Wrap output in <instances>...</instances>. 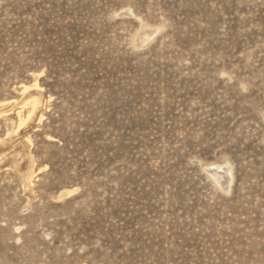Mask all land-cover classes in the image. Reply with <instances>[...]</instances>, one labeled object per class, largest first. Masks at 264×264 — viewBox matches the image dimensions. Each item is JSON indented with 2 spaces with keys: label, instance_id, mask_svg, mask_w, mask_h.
I'll return each instance as SVG.
<instances>
[{
  "label": "rangeland",
  "instance_id": "1",
  "mask_svg": "<svg viewBox=\"0 0 264 264\" xmlns=\"http://www.w3.org/2000/svg\"><path fill=\"white\" fill-rule=\"evenodd\" d=\"M1 101L0 264H264V0H0Z\"/></svg>",
  "mask_w": 264,
  "mask_h": 264
},
{
  "label": "bare ground",
  "instance_id": "2",
  "mask_svg": "<svg viewBox=\"0 0 264 264\" xmlns=\"http://www.w3.org/2000/svg\"><path fill=\"white\" fill-rule=\"evenodd\" d=\"M30 87H33V88H38L39 85L37 82H34L32 85H23L22 86V90L26 91V90H29ZM26 99V98H25ZM24 99V101L22 102L23 105L20 106V109L17 111V115L19 116V125H22L24 123V121L28 118H30L33 114L36 113L37 109H38V104H39V97H35V96H29L26 100ZM5 101L4 102H0V106L1 105H5ZM40 105V104H39ZM25 106H28L27 108V111H28V115H27V118L25 119L24 117H22V110ZM42 106V105H41ZM3 113V112H2ZM212 168L210 169H207V172L209 173V175L214 179V181H216L218 184H221L222 183V171L220 169H223V166L219 165V164H212L211 166ZM30 171V170H29ZM35 172H33V170L29 173V178L30 177H33V174ZM231 174V173H230ZM228 179H230L228 177Z\"/></svg>",
  "mask_w": 264,
  "mask_h": 264
}]
</instances>
